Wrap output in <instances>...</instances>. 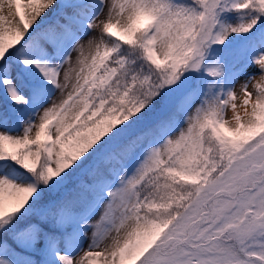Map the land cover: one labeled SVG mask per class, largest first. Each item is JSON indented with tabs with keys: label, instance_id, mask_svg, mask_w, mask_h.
<instances>
[{
	"label": "snow or ice",
	"instance_id": "1",
	"mask_svg": "<svg viewBox=\"0 0 264 264\" xmlns=\"http://www.w3.org/2000/svg\"><path fill=\"white\" fill-rule=\"evenodd\" d=\"M0 264H264V0H0Z\"/></svg>",
	"mask_w": 264,
	"mask_h": 264
},
{
	"label": "rangeland",
	"instance_id": "2",
	"mask_svg": "<svg viewBox=\"0 0 264 264\" xmlns=\"http://www.w3.org/2000/svg\"><path fill=\"white\" fill-rule=\"evenodd\" d=\"M58 2H59V0H58ZM55 10V6H53V10H49L47 13H46V17L49 19V20H53L54 19V15H53V11ZM101 19H103V16H101ZM97 33H89V35H96ZM88 40V36H84L83 37V39H82V41H81V43H85L86 41ZM76 55H77V53L76 52H73L72 53V59H73V61L75 60V57H76ZM253 69L252 68H249L248 69V72L249 73H253V72H255L256 71V69L254 70V71H252ZM62 75H63V73H61V78H62ZM243 80H244V77L242 76L241 78H240V81H238L237 82V85H236V90H237V92L239 93V88H240V84L243 82ZM60 98V93L59 92H57L56 94H55V96H54V99H59ZM226 116H231V110L229 109V111L226 113ZM100 215H101V213L98 211L93 217H92V223H95L96 221H98L99 219H100ZM91 235H92V229L90 228L89 230H88V237H89V239L91 238ZM89 239H86L85 241H84V247L85 248H87V246H88V243H89ZM10 243H11V241H9ZM17 251H19V249H17ZM83 253L81 252L79 255H82ZM37 260H39L40 259V257L37 255L36 257H35ZM78 258V257H77Z\"/></svg>",
	"mask_w": 264,
	"mask_h": 264
},
{
	"label": "bare ground",
	"instance_id": "3",
	"mask_svg": "<svg viewBox=\"0 0 264 264\" xmlns=\"http://www.w3.org/2000/svg\"><path fill=\"white\" fill-rule=\"evenodd\" d=\"M253 69V68H252ZM255 69H253L252 71H254Z\"/></svg>",
	"mask_w": 264,
	"mask_h": 264
}]
</instances>
